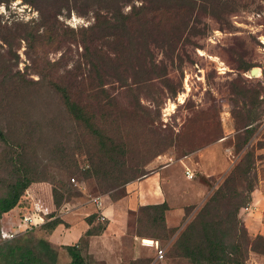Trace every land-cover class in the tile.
<instances>
[{
  "label": "rangeland",
  "instance_id": "374dc122",
  "mask_svg": "<svg viewBox=\"0 0 264 264\" xmlns=\"http://www.w3.org/2000/svg\"><path fill=\"white\" fill-rule=\"evenodd\" d=\"M140 2L130 0L122 10ZM159 2L155 20L163 28L149 26L147 47L137 42L131 48L120 35L106 40L96 37L97 30L92 36L86 31L95 22L94 10L101 9L87 0H0V129L8 138L0 139V197L23 174L30 179L26 211L46 216L91 196L117 198L124 179L138 176L135 181L179 162L207 193L169 220L140 208L129 212L127 233L137 237L141 250L118 264H207L182 254L179 235L191 223L197 232L203 203L233 166H244L247 150L253 187L258 170L264 174V0ZM133 28L139 31L140 23ZM95 61L107 65L95 73ZM53 84L90 104L97 133L66 111ZM102 87L113 98L109 105L91 98ZM206 148H212V157L225 158L224 172L210 178L202 168ZM236 175V204L245 205L246 181L239 170ZM56 189L62 193L58 208ZM233 211L221 202L210 216L224 219ZM25 212L16 206L0 214V243L46 238L41 228L23 232L18 224ZM144 238L158 241L161 258ZM53 246L58 264L69 263L67 250ZM243 248L245 264H264L263 254Z\"/></svg>",
  "mask_w": 264,
  "mask_h": 264
},
{
  "label": "trees",
  "instance_id": "16d2710c",
  "mask_svg": "<svg viewBox=\"0 0 264 264\" xmlns=\"http://www.w3.org/2000/svg\"><path fill=\"white\" fill-rule=\"evenodd\" d=\"M91 2L90 5H97L101 8L98 11L94 9V23L86 31H90L91 36L96 33V37H103V39H118L119 35L127 41L132 47L134 43H143L147 47L149 39V26H158L161 28L163 22L155 20L157 13L160 12L161 4L159 0H141L140 4H130L128 12L122 10V6L130 0H87ZM140 23V29L137 31L133 28L135 24ZM28 37L34 38L31 32L27 33ZM93 40V38H92ZM123 46V45H122ZM124 47V46H123ZM123 57H117L118 63ZM93 65V64H92ZM107 64L94 62L93 70L95 73L102 71ZM116 66V65H115ZM114 68L116 69V67ZM155 66V64H153ZM102 77L100 76L99 79ZM55 90L60 94L62 103L66 111L77 121L82 122L84 126L88 127L94 133L95 121L97 116L88 109V102H81V100L73 97L66 86L53 84ZM92 93V99L101 106L112 103L113 98H110L106 90L102 87ZM90 105V104H89ZM247 127L246 129L250 128ZM250 132V131H249ZM99 134V133H98ZM0 139L8 142L7 135L0 129ZM250 133L245 136L243 146L248 144ZM252 154L249 150L245 153L246 162L244 166L239 167L237 164L227 174L223 183L218 185L206 201L203 203L201 209L202 213L198 212L200 220V228L195 232V224H188L185 231L178 237L177 246L181 248L182 254L193 262L207 263V264H245V257L243 253L244 246H250L251 250L264 255V236L257 234L254 238L249 240L245 233L242 222L237 217L238 205L236 199L240 193L237 182L240 179L236 175L237 171L242 175V179L246 181V192L249 194L253 190V183L249 177L251 170ZM238 166V167H237ZM19 167V166H18ZM138 176L126 178L123 184L133 181ZM207 178V177H206ZM30 179L21 175L17 180L8 186L5 195L0 197V214L5 213L18 206L21 212H25L30 207V199L26 196L25 190L29 186ZM67 190V189H65ZM125 189L119 197L125 195ZM57 196V198H56ZM59 196V198H58ZM53 199L55 207L60 206V198L62 193L57 189L53 190ZM235 201V202H234ZM231 204L234 207L233 213H228L224 219L216 220L215 217L210 216L211 209L217 203ZM168 208L165 202L160 204H152L140 206V209L146 210L150 213H158L159 219L164 220L165 210ZM30 211V210H29ZM28 212V211H26ZM132 211H130L131 213ZM96 216L91 215L87 218L91 222ZM61 220L55 213L46 214L44 221L41 224L23 230L27 232L36 228L52 231ZM103 226L89 228L85 235H91L100 231ZM194 235L195 237H191ZM14 237V236H13ZM70 256V261L67 264H106L102 261H88L86 259L87 253L84 251L86 247L85 238L80 239L77 244L63 245ZM89 255V254H88ZM89 257V256H88ZM135 260L129 264H135ZM0 264H58V253L53 244L46 238L40 237L34 242L30 239L20 241L18 239L6 238L0 243Z\"/></svg>",
  "mask_w": 264,
  "mask_h": 264
},
{
  "label": "crops",
  "instance_id": "0c3cea01",
  "mask_svg": "<svg viewBox=\"0 0 264 264\" xmlns=\"http://www.w3.org/2000/svg\"><path fill=\"white\" fill-rule=\"evenodd\" d=\"M210 149L212 148H206L201 154L202 168L207 178L219 171L224 172L225 166L224 156L217 155L214 158ZM179 161L187 165L185 159ZM125 191L126 194L118 199H110L108 195H97L100 199L99 206L93 201L96 196L72 204L66 203L57 210L56 216L61 221L47 233V240L54 245L63 246L77 244L80 239L85 238L86 253L95 261L107 264L123 263L126 259H135L141 250L137 237H129L127 233L130 211L140 206L165 202L168 208L164 215L166 220H169V215H180L185 206L198 204L207 193V188L191 180V177L184 174L179 162H175L156 167L146 176L127 183ZM246 203L238 206L241 207L239 216L243 222L245 235L248 239L254 238L257 234L264 236V174L259 170L250 199L246 200ZM91 215L96 217L88 222L87 218ZM100 223H103L100 231L85 235L89 228ZM151 242L148 238L143 239L144 244Z\"/></svg>",
  "mask_w": 264,
  "mask_h": 264
},
{
  "label": "built area",
  "instance_id": "2783aa9c",
  "mask_svg": "<svg viewBox=\"0 0 264 264\" xmlns=\"http://www.w3.org/2000/svg\"><path fill=\"white\" fill-rule=\"evenodd\" d=\"M262 123L264 124V116L262 119ZM186 173L189 177H192V174L190 172ZM93 201H95L98 206L100 205L99 197H94ZM44 215V213L39 214L36 210L25 212L20 216L18 225H20L24 230H26L28 228L41 224L44 221ZM151 244L154 245L157 251V257L161 258L163 256V249L159 246L158 241H152Z\"/></svg>",
  "mask_w": 264,
  "mask_h": 264
},
{
  "label": "water",
  "instance_id": "95a60500",
  "mask_svg": "<svg viewBox=\"0 0 264 264\" xmlns=\"http://www.w3.org/2000/svg\"><path fill=\"white\" fill-rule=\"evenodd\" d=\"M254 72H256L255 69H254Z\"/></svg>",
  "mask_w": 264,
  "mask_h": 264
}]
</instances>
